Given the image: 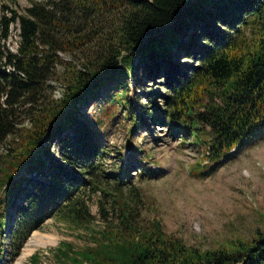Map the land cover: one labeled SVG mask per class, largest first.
Listing matches in <instances>:
<instances>
[{"label": "trees", "instance_id": "obj_1", "mask_svg": "<svg viewBox=\"0 0 264 264\" xmlns=\"http://www.w3.org/2000/svg\"><path fill=\"white\" fill-rule=\"evenodd\" d=\"M12 24L15 51L5 44ZM160 72L161 90L137 94L136 111L127 78L139 84L142 73L153 81ZM51 79L63 85L59 97ZM103 91L100 117L86 118L83 106ZM115 104L130 136L147 119L200 148L207 162L194 167L202 176L263 141L264 0H44L23 12L2 4L0 260L13 262L32 231L55 217L89 237L83 247L64 240L53 248L61 264H264L260 232L230 241L232 250L201 249L142 215L140 189L123 191L133 156L118 170L104 162ZM137 163L140 177L159 176ZM97 191L113 214L100 204L98 229L87 204Z\"/></svg>", "mask_w": 264, "mask_h": 264}, {"label": "rangeland", "instance_id": "obj_2", "mask_svg": "<svg viewBox=\"0 0 264 264\" xmlns=\"http://www.w3.org/2000/svg\"><path fill=\"white\" fill-rule=\"evenodd\" d=\"M39 1L44 0H0V6L9 4L18 12H23L25 7ZM17 40V27L12 24L5 44L10 50L15 51ZM59 55L66 60L71 59L64 53ZM162 76L164 75L160 72L153 81H149L142 73L139 84L130 77L127 78L128 95L136 111L141 109L136 95L141 93L142 97L143 92L151 89L160 91L164 81ZM49 84L54 96L59 97L63 89L62 83L51 79ZM113 84L115 82L112 81L111 85ZM104 98L105 91L94 97L97 100L96 104L93 105L91 100L85 107L83 106L82 111L86 118H91L95 114L100 117L98 105ZM156 100L157 105L161 106L162 99L158 97ZM141 103L147 106L145 98L141 99ZM119 108L121 109L117 104L111 107L117 119L106 130L111 150L104 162L107 170H118L119 166L121 169L127 159L133 156L129 161L130 183L124 186L123 191L129 195L128 189L131 187L140 189L143 216L158 218L167 232L181 236L186 244L201 249L222 246L232 250L233 245L230 242L232 240L238 238L250 240L257 236L258 232L264 236V140L246 146L236 157L224 162L216 171L202 176L197 174L199 167H194L198 162L201 165L207 162L200 148L189 141L182 144L179 136L174 135L167 124L147 119L136 133L130 136L127 131L129 124L118 117ZM106 124L107 121L103 122V127ZM49 147L55 150L53 155L57 157V140L53 138ZM139 149L147 152L139 153ZM117 150L121 154L120 157ZM138 160L140 164L158 171L159 176L140 177ZM110 188L112 189V186ZM88 195L87 204L93 215V224L98 229L97 226L104 222L100 204H104L108 210V217L113 215L109 211L111 205L106 198V202L104 201L99 191L90 192ZM10 224L11 222L6 226L5 232ZM75 233L57 218H47L39 229L32 231L13 262L1 259L0 264H35L30 260L34 252H39L41 264H61L51 256V250L60 242L69 241L75 248L89 243V237L78 236Z\"/></svg>", "mask_w": 264, "mask_h": 264}]
</instances>
